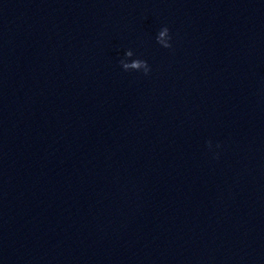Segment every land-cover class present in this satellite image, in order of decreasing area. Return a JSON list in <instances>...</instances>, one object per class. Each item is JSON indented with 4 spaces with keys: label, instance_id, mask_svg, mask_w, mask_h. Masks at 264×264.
Returning a JSON list of instances; mask_svg holds the SVG:
<instances>
[{
    "label": "water",
    "instance_id": "water-1",
    "mask_svg": "<svg viewBox=\"0 0 264 264\" xmlns=\"http://www.w3.org/2000/svg\"><path fill=\"white\" fill-rule=\"evenodd\" d=\"M0 264H264V0H0Z\"/></svg>",
    "mask_w": 264,
    "mask_h": 264
},
{
    "label": "clouds",
    "instance_id": "clouds-1",
    "mask_svg": "<svg viewBox=\"0 0 264 264\" xmlns=\"http://www.w3.org/2000/svg\"><path fill=\"white\" fill-rule=\"evenodd\" d=\"M161 28H162L163 31L166 32V33L168 34V36H169V43L165 46V49L171 48V46H172V45H171V39H172V37H171V35H170L169 28H168L166 25L161 26L159 29H161ZM121 64H122V66H123L124 68H127V65L124 64L123 61L121 62ZM140 67H141L142 72H143L144 75H148V74L150 73V71H151V66L148 64V62H147L146 60H142V61H141ZM215 147H216V148H219V145L217 144Z\"/></svg>",
    "mask_w": 264,
    "mask_h": 264
}]
</instances>
